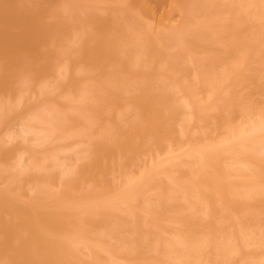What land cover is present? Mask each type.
Returning a JSON list of instances; mask_svg holds the SVG:
<instances>
[{"label": "bare ground", "instance_id": "bare-ground-1", "mask_svg": "<svg viewBox=\"0 0 264 264\" xmlns=\"http://www.w3.org/2000/svg\"><path fill=\"white\" fill-rule=\"evenodd\" d=\"M2 1L0 0V96L4 95L2 97L4 101L0 97V137L2 139L4 134H6L4 138L8 135V139H13L15 136L24 137V140L21 138L23 141L21 142L25 146L24 153L21 154H25L26 158H22L23 156L17 155L16 152L15 156L12 155L18 146L14 147L16 145L11 141L10 145H14H12L14 147L12 151L0 146V166H4L0 167L2 169L0 172H3H1L3 175L0 176L2 179L6 176L4 180L8 181L6 185L2 184L3 186L0 187V257L2 256L0 259L4 260L0 264H170V262L171 264H264V105L252 111L253 108L250 109L243 105L248 101H243V99V103L239 101L243 95L247 97L242 92L244 91L242 87L247 84L244 82L245 79L248 80L251 77L250 72H245L248 71V69H244L246 68L245 65H252L253 71L258 67L254 71L256 76L251 77L250 81L251 79L252 81L248 82V85L251 86V88L248 86V90L250 92L251 89V94L252 92L256 94V90L259 89L255 96L252 94V99L254 98L252 102L258 99V102L254 103L259 104L260 97L264 102V81L261 82L262 85L260 83L261 80H264V0H190L191 2L188 0L190 3L193 2L192 4L189 3L192 10L186 11L185 7H182L181 20L176 18L177 23L173 22L172 15L176 14V8L179 10L177 4L180 1L183 3L182 0H177L175 6L173 5L174 0H168V2L162 0L166 4L171 3L167 5L168 10L170 7L174 10L171 8V11L166 13L165 10L167 9L164 8L162 13L161 7L159 10V13H162L159 14L161 18L156 16V19L161 20L168 14V19L165 18L166 22L171 20V24H174L176 28L171 24L169 25V22L170 28L158 23L162 26L159 25V28L158 24L152 23L155 31H157V33L152 34L153 27L151 23L149 24L148 19V23L146 21L145 27L143 26L141 31L143 35L140 34L138 37L135 32L137 38L141 40L144 37L143 39L146 40L143 41L142 39L141 41L143 44L146 43L144 45H147V47L145 46L148 49L147 52L143 47L144 45L142 46V42L135 37L134 32L133 36L136 39L131 36L133 26L129 23L133 21L132 18L135 20L134 22H138V19L130 14V17H127L130 18L128 21L130 26L127 30L131 37L128 36L126 40H133L127 41L129 42L128 46L123 51L131 54V57H127L126 54V58L124 56L123 59L125 60L123 70L127 69L124 71L125 73L123 70L122 72L119 70L117 61H114L117 59L115 58L117 51L113 48V43H117V45L114 43L117 47L120 40L116 39L117 36L112 35V33L117 35V30H119L117 27L123 20V17L118 14L117 20L120 17L122 20L119 21V24L115 22L116 15L113 17V14L118 10L116 6L120 5L121 8V3H123L125 8L126 4L128 6V3L125 4L128 0H123V2L118 0L117 5L114 3L116 0H114L112 2L114 6L110 8L113 10L110 12L108 9L107 14L110 15L104 14L107 15L106 17L103 14L101 16L100 13L98 15V12L95 13L96 15L91 14V11L87 10L89 16L86 11L87 8H85V5H88V8L90 5L100 6L101 3L104 4V1L79 0L80 7L83 5L84 17H88L85 20L88 22L89 17H92L91 22H89L91 23L90 32L89 30H82L83 25L81 23L84 22L81 19L84 18L83 15L80 17L72 15L76 21V23H71L72 31L64 28L66 23L58 22L56 19L53 20L54 23L51 22L54 13H51L52 17H50V10L53 8L52 12L55 11V6L50 4V8L46 9L47 4H49L48 1L45 5L46 2L42 3L37 0L40 2L39 4L45 6H42V9L35 0V5L30 10L26 9L25 5L27 4L24 3H28L29 0L22 1L24 3L22 5L21 1L18 5L16 4V7L21 6V9L13 8L14 0L11 1L12 6L8 2L10 0H4L5 3H9L7 4L10 7ZM140 1L139 3L142 4ZM107 2L109 3L108 0ZM133 2L137 3L138 1ZM157 2L159 4L161 1L158 0ZM15 3H18L17 0ZM32 3L34 4V2ZM139 3L137 4L138 7L135 4L133 6L138 8V10L135 9V12L139 11L137 13L140 14V11L147 8L142 9L145 7L143 4L139 8ZM30 4H28L29 7ZM158 4L157 6H159ZM75 6L77 7V5ZM151 7L150 10L153 9V6ZM164 7L166 6L164 5ZM59 10L66 12L65 7H61ZM154 10H156L155 6ZM153 11L148 14L152 13L154 16ZM79 12H81L80 9ZM85 12L87 13L85 14ZM104 12H106L105 9ZM170 12H175V14ZM117 13L119 12L117 11ZM41 14H47V16L44 17ZM87 14L88 16H85ZM155 14L158 15L157 12ZM124 17L127 22L128 19L125 15ZM44 18L45 20H43ZM140 20V25H142V19ZM160 20L159 22H161ZM162 20L164 23V19ZM156 21L158 22V20ZM220 21H222V27L220 24L218 27ZM86 24H84L85 28H87ZM163 26L166 27V31H161ZM158 28L160 32L156 30ZM109 30L116 31L108 32ZM81 31L89 33L83 38ZM67 34H73L74 37H77L74 38L71 35L70 39L73 43L70 42ZM100 34L106 35H101L106 37V40L110 34L113 37H108L105 47L103 46L104 41L102 47L98 48V44H101L99 42L101 40ZM141 36L142 38H140ZM220 36L227 37V40L221 39ZM67 38L69 41H65ZM167 38H171L170 43L173 40L176 42L177 39L178 42L184 43L183 48L190 50L188 52L190 56L188 53H183L179 47L174 52L176 47L174 46L173 49H169L172 51L171 53H174L169 61L170 52L166 51L170 55L166 53L165 57L163 56L165 50L162 49L164 48L163 40H167ZM217 39L219 40L217 41ZM89 40L91 45L92 42H95L93 47H89V43L86 45ZM135 41H140L138 44L140 46L135 45L133 47L132 44ZM227 41L231 42L225 45ZM63 42L65 44L70 42L71 45L67 44L68 47L70 46L69 50L64 47L66 45ZM51 43H53L52 46ZM154 43L160 45L156 46ZM180 43L178 46L181 45ZM212 45L216 46L212 47ZM217 45H219L218 49L222 50L218 52L219 55L216 53ZM141 46L143 47L142 50L140 49ZM158 46H160L159 49H162V56L165 58L160 55L161 51L157 48ZM225 46L227 47L225 48ZM123 47L125 46L123 45ZM129 47L133 54L130 53ZM169 47L171 46L169 45ZM224 48L225 50H223ZM197 49L204 52L199 50L198 55L197 53L194 54L193 50ZM133 55H136L137 58H134ZM159 55L163 60L159 59ZM181 55H183L182 58ZM139 56L142 59L145 58L147 64L144 63V59L139 62ZM250 56L254 57L250 62L251 64L248 62L251 60L249 59ZM129 57L134 60L129 59L132 64L128 60ZM150 57H153L151 62ZM154 58H157L155 63ZM184 58H187L186 62H184L186 60ZM198 58H200V62L204 63L203 67L202 64L196 63L199 62ZM105 59L109 63L112 60V63L107 62L108 65L105 64L104 66ZM126 59L130 64L126 63ZM158 59L161 60L160 65ZM176 60L180 61L181 66L185 64V68L192 70L193 76L192 74L188 75L187 72V78L183 72L184 77L179 76L183 69H177L179 63ZM188 60L195 63H188ZM136 61L139 62L140 67H136L138 64ZM220 61L222 66L218 64ZM68 62L75 67L76 70L72 67V70H75L74 74L80 73L79 75L86 76V82L77 84L79 82L71 78L74 75L70 76L71 80L66 78L64 73L67 72ZM152 62L155 67L150 66ZM190 63L191 66H189ZM126 64L130 66H128L130 70L125 67ZM144 64L148 67L144 68ZM155 64L161 66V71L159 66ZM80 65L83 66V69ZM164 66H166L167 72L162 70ZM78 67H80L81 72L78 71ZM87 67L90 68L89 71H87ZM114 67L115 70L112 69ZM204 67L205 71L203 70ZM91 68H97L99 76L94 74L93 71L96 72V70L91 72ZM109 68L111 69L109 70ZM108 71L110 77L107 79ZM114 71H116L115 74L123 73L125 78L122 76L121 79L119 77L121 74L115 78ZM175 71H179L178 74ZM83 72L84 74H82ZM86 72H91V74ZM164 74L168 76H164ZM19 75L23 76H21L22 79ZM111 75L114 78H111ZM154 75L160 78H158V82L163 78L167 84H169L170 79V81L174 80L173 85L170 84L171 87L166 85L164 80L159 84L161 86H158L159 90L163 89L165 95L164 93L160 94L162 91L158 90L156 91L160 93L151 92L142 83L141 80L144 79H139L142 77L150 81ZM201 76L203 79L205 78L204 80L201 79L202 85L198 84L197 81L196 83L193 82L195 86L190 84L192 78L195 77L199 81ZM188 77L189 83L187 82ZM16 78L20 79V81L17 79V84ZM46 78L48 80L55 78V90H53V85H50L52 92L46 86L49 84L48 80L46 82L43 80ZM163 82L166 87H164ZM12 83L17 85V89ZM237 83L241 86L243 83L241 91L237 89L240 88ZM21 84H24L23 87ZM43 84L47 87L46 90L42 88ZM221 84H224L225 87L223 91L220 90V87H223ZM253 84H255L256 90L253 89ZM35 85L39 88L37 94L33 90ZM20 86L21 88H18ZM11 87H13L12 91L10 90ZM168 87L178 89V94L175 90L173 91L174 98L172 100L174 101L175 96H177L175 102L171 101L170 103L169 101L170 91L166 93L164 89ZM234 87L235 91L237 90L236 94L241 96L242 93L241 98L235 99L236 97L232 96ZM66 88L68 90H65ZM195 88L199 90L203 88V92L198 91L196 93ZM261 88L262 91L260 92ZM2 92L8 93L9 100L5 94H1ZM32 92H34V96ZM239 92L241 93L239 94ZM24 93L28 101L25 99ZM49 93L52 95L51 97ZM198 93L203 96L205 93V97H202L203 100L198 97ZM10 94L12 95L10 96ZM178 95H181L180 97L183 99L179 100ZM57 98L58 101L60 98L61 106L60 104L58 106ZM5 100L8 101L5 102ZM50 100L53 102L46 104ZM177 100L180 102L178 101V103ZM235 103L237 108L238 106L239 108L245 107L238 111L236 108L234 109L237 112H233L237 114H235L236 117L231 114V110L229 113L226 112V109L229 110V108L225 109L226 105L234 106ZM46 105L51 106L49 108ZM211 107H213L212 112L217 111L219 113L216 115H220L221 112L214 108H222V114H225L224 118L221 116L222 114L219 116L222 123L219 122V117L216 118L219 119L216 122L213 120V116L211 118V115L210 118L213 121H210L209 110L207 109ZM179 109L186 111H183L184 115H181ZM211 111L210 113H212ZM185 114H188V117ZM178 116H181L180 119ZM232 117L235 119L242 117L241 123H237V125L232 122L231 124L230 119ZM234 123L236 126L233 125ZM13 124L14 126H12ZM224 124L228 128L225 127L226 131L223 130L225 133L222 136L218 129L220 130ZM9 125L12 128L17 127V131L13 129L14 132H12ZM5 129H11L9 134L4 133ZM202 129L207 130L203 131ZM210 129H213V133H215L213 136H211ZM27 137L28 140H26ZM7 141L9 143V140ZM22 143L20 144L23 145ZM74 144L75 148H71ZM178 144L184 145L180 152L177 150L179 156L172 153L174 149L180 148ZM171 145L176 148L173 147L172 150ZM34 148L36 151L38 148L41 149H38L39 152L35 151L38 154L42 155L41 152H44L42 156L39 154L40 159L39 157L36 158L35 152L32 154ZM145 151L153 152L155 158L153 159L152 153ZM142 152L146 154H141ZM139 154L140 156H138ZM10 155L15 159L17 156L20 157L17 158V160L20 159L19 162L14 160V163L18 162V165L11 162L13 159ZM141 155L143 159H146L147 156L151 159H147L146 162L148 161V163L145 164L144 162V166L141 164L143 168L136 167L140 169L138 172L132 173L134 169L132 171V168L129 169V167L133 166V162L138 163L142 160L137 161L138 159H136ZM38 159L40 161L36 163ZM6 165H12L11 167L15 169V166H19V170L14 173L15 170L10 167L6 168ZM48 166L50 171L47 174L44 172L43 176L45 177L43 179V176L39 175V171L41 169L46 171L47 168L44 167ZM134 166L137 165L134 164ZM3 168L5 169L3 170ZM7 170L11 171L9 173L15 177L17 175V178L21 176L22 178L19 177L21 180L24 177V183L20 179L15 180L13 175H8ZM4 172L9 176V180H7L8 176ZM125 172L128 176H125ZM113 174L119 176L116 180L117 183L112 179ZM11 177L16 181V184L23 183L20 186H23L24 190L30 188V196L27 195L30 197L29 200L23 196V199L22 197L20 199L22 192H20L21 194L11 192L13 189ZM27 181L29 182L28 185L25 184ZM0 182L2 183V180ZM31 182L32 185L29 187ZM24 194L26 195V193ZM124 234H126L125 238H123ZM247 248H253L252 253L249 250L250 255L246 253Z\"/></svg>", "mask_w": 264, "mask_h": 264}, {"label": "rangeland", "instance_id": "rangeland-1", "mask_svg": "<svg viewBox=\"0 0 264 264\" xmlns=\"http://www.w3.org/2000/svg\"><path fill=\"white\" fill-rule=\"evenodd\" d=\"M1 1H2V0H1ZM3 1H4V0H3ZM3 1H2V2H3ZM5 1H8V0H5ZM5 1H4V3H5ZM11 1H13V0L8 1V2H10V6H12ZM14 1L16 2V0H14ZM20 1H21V5L24 4V3L27 4V5H25V6H26V9H29V10L33 8V5H35V0H31V1L29 0L31 4L29 3V1H28V3L24 2V1H26V0H17L18 3L13 2V5L15 4L14 7H13L14 9H17V8H20V9H21V6H20V7H16V6L19 4ZM22 1H23L24 3H22ZM36 1H37V0H36ZM40 1H41L42 3L48 1L49 4H47V2L44 3L45 5L47 4L46 9L50 8V4H52L53 7L55 6V7H54L55 11L52 12L53 8H52V10H50V15H51L50 17H52V14H53V13H54L53 15L55 16V17H54V16L52 17L51 22H53V20L56 19L58 22L66 23L67 25L64 24V26H65L64 28H68V29H70L71 31H72L71 23H72V22H73V23H74V22L76 23V21H74V20H75L74 17H75V16L80 17V15H83V17H84V13L82 12V11H83V5H82V7H80L79 0H65V1H64V0H44V1H43V0H40ZM74 1H75V2H74ZM80 1H81V0H80ZM87 1H88V0H87ZM100 1H104V4L101 3L100 6L98 5L99 7H98V6H97V7L95 6L98 10H97L93 5H90L89 8H88V5H87V6L85 5V8H87L86 11H87V10L91 11V12H90L91 14H93V13L95 14V13L98 12V15L101 14V16H102V14H103V16H105L104 14H107L108 9L113 8L114 4H113L112 2H113L114 0H111V1L108 0L109 3L107 2V0H100ZM133 1H136V2L138 1V2L135 3V2H133ZM143 1H145V0H141V1H140L143 5H145V7H142V9H144V8H147V9H145L146 11H145V10L140 11V14L137 13V12H139V11H136V12H135V9H136V8L133 6L134 4H135V6H137V4L139 3V0H128L127 2L124 1L125 4L128 3V6H127V4H126V5L124 4L126 10H125V8H124L123 5H122L123 3H121V6H122V7H121L122 10H121L120 5L116 6L117 3H118V0H116V2H114V3H116L115 6L118 7V10H116V12H114L115 14H113V17H114V15H116V16H115V17H116V19H115L116 21H115V22H117V23L119 24V21L122 20L121 17H123V20H124V21L122 20V21L120 22L121 24H119V26L117 25V26H118L117 29H119V30H117V35H116V33H112V35L117 36L116 39L120 40L119 45H118L117 47H120L121 49L115 47V44L117 45V43H115V42H114L115 44L113 43V45H114L113 48H115V50L117 51V52L114 51V52H116V56H117V57H115V58H117V59H115V60L113 59V60H114V61H117L116 64H117L118 67H120L119 70H121V72H122V70H123V68H124V65H125V64H124V61H125V60H123V59H124V56H125L127 53H129V52H126V53H125V52H123V51H125L126 46H128V43H129V42H127V41H129V40L132 41V40H133V39H132V40H131V39L126 40V39H128L127 37L129 36L127 28L129 29V26H130V25H128V23H129L128 21H129L130 18L128 19L127 17H130V14L133 15L132 17H135L136 19H138V22H134L135 20H134L133 18H132L133 21L130 20V21H132V22H130L129 24H132L131 26H133V31L131 30V33H132L131 36H132V37H134V36H133V32H134V33L136 32V33L138 34V37L140 36V34L143 35V33H141V31H142V28L145 27L144 25L146 24V21H147V23H148V19H149V24H150V23H151V24H152V23H153V24L156 23L155 25H157L158 23H160L161 25L168 26V28H170L169 25L172 23V21H171L170 18H169L170 21L167 20V21L169 22V25H168V22H166V20H165V18L167 17L168 14H167L166 17H165V16H164L165 13L163 14L164 18H162V19H164V23H163V20H162V19H161V20H160V19H156V16H157V17L159 16V14H160L159 12H160V11H162V13L164 12V11H163L164 8L167 9V10L164 9L166 13H168L169 11H171V8H172V7L169 6V7H170V8H169L170 10H168V8H167V5L171 4V3L166 4V2H168V0H167V1L165 0L166 2L160 0V1H161V2H160L161 4H162V2H164L163 5H160V3L158 4V2H157L158 0L156 1V4H155V0H153L152 2H151V0H149V1L146 0V1H145L146 4H145V2L143 3ZM174 1H175V3H174V4L172 3V4L175 6L177 0H174ZM189 1H190V0H189ZM189 1H188V0H182L183 3H181V1H180V2L177 4L178 7H179V10H177V8H176V14H177V15L175 14V12H172V13L175 14V15H172L173 18L171 17L174 23H175V22L177 23V19H176V18H178V20H179V18H180V13L182 12V9H181L182 7H183V8L185 7V10H186V11H187V10H190V11L192 10L190 4H192L193 2L190 3L191 1H190V2H189ZM8 2H7V3H8ZM32 2H34V4H33ZM56 2H57V3H56ZM84 2H85V1H84ZM88 2H89V1H88ZM95 2H96V1H95ZM121 2H123V0H122ZM147 2H148L149 4H148ZM7 3H5V4H7ZM39 3H40V2L37 1L36 4H38L39 6H41V8L43 9L42 6H44V5H43V4L41 5V4H39ZM75 3H76V4H75ZM110 3H112L113 5L110 4ZM119 3H120V2H119ZM189 3H190V4H189ZM8 4H9V3H8ZM8 4H7V5H8ZM16 4H17V5H16ZM28 4H30V7H31V5H32V7L30 8V7L28 6ZM60 4H61V6H59ZM62 4H63V5H62ZM78 4H79V5H78ZM86 4H88V3H86ZM97 4H99V3L97 2ZM142 4L139 3V5H140L139 8H141ZM157 4H158L160 7L157 6ZM68 5H69V6H68ZM75 5H77V7H76ZM95 5H96V4H95ZM110 5H112V6H110ZM149 5H150V6H149ZM164 5H165L166 7H164ZM173 5H171V6H173ZM177 5H176V6H177ZM183 5H184V6H183ZM8 6H9V5H8ZM10 6H9V7H10ZM25 6H23V7L25 8ZM36 6H37V5H36ZM36 6H35V7H36ZM126 6H127V7H126ZM146 6H148V7H146ZM151 6H153V9L150 10V7H151ZM154 6H155V9H156V10H154ZM6 7H7V6H6ZM15 7H16V8H15ZM23 7H22V9H24ZM44 7H45V6H44ZM61 7H65V8H66V12H65V10H63V11L61 10V11H60L59 9H60ZM67 7H68V9H67ZM78 7H79V8H78ZM116 7H115V8H116ZM137 7H138V6H137ZM161 7H162V8H161ZM11 8H12V7H11ZM37 8H40V7H37ZM41 8H40V9H41ZM58 8H59V9H58ZM91 8H92V9L94 8L95 10H94V9L92 10ZM151 8H152V7H151ZM157 8H158V9H157ZM160 8H161L162 10H160ZM44 9H45V8H44ZM79 9L81 10V12H79ZM100 9L103 10V11H101ZM104 9L106 10V12H104ZM142 9H141V10H142ZM148 9H149L150 11H149ZM172 9H173V8H172ZM96 10H97V11H96ZM112 10H113V9H112ZM112 10L110 9V12H111ZM120 10H121V11H120ZM123 10H124V12H122ZM127 10H128V11H127ZM136 10H138V8H137ZM153 10H154V11H153ZM159 10H160V11H159ZM173 10H174V9H173ZM173 10H172V11H173ZM42 11H43V10H42ZM46 11H47V10H46ZM77 11H78V12H77ZM84 11H85V10H84ZM93 11H94V12H93ZM99 11H100V12H99ZM117 11H118L119 13H117ZM152 11H153V13H154V16H153L152 13H151V14H148V13H150V12H152ZM43 12H45V10H44ZM87 12H88V11H87ZM87 12H85V14H86ZM102 12H103V13H102ZM128 12H129V15H128ZM156 12L158 13V15L155 14ZM51 13H52V14H51ZM67 13H68V14H67ZM99 13H100V14H99ZM122 13H123V15H122ZM141 13H142V14H141ZM145 13H146V14H145ZM162 13H161V14H162ZM170 13H171V12H170ZM170 13H169V15H170ZM172 13H171V14H172ZM42 14H43V13H42ZM42 14H41V16H44V17H45V16H47L48 12H47L46 15H42ZM44 14H45V13H44ZM88 14H89V12H88ZM88 14L85 15V16H88ZM111 14H112V13H111ZM118 14L121 16L119 20H117V18H119V16L117 17ZM161 14H160V15H161ZM48 15H49V14H48ZM72 15H73L74 17H73ZM95 15H96V14H95ZM95 15H94V16H95ZM107 15L109 16L110 14H107ZM107 15H106V16H107ZM124 15H125L126 18L128 19L127 22H126V19H125ZM127 15H128V16H127ZM150 15H152V16H150ZM89 16H90V14H89ZM91 16H92V15H91ZM106 16H105V17H106ZM110 17H111V16H110ZM138 17H140V18H138ZM141 17H142V18H141ZM154 17H155V19H154ZM40 18H41V17H40ZM48 18H49V16H48ZM81 18H82V17H81ZM86 18L88 19V17H86ZM86 18H85V17L82 18V19H84V20L81 19V21L84 22V23H81V24L83 25V29H82V28H81V29H82V30H87V31L89 30V32H90V31H91V29H90V28H91V25H90L91 23H89V22H91L92 17H89L90 20H89L88 22H87V20H85ZM108 18H109V17H108ZM158 18H161V16H159ZM109 19H110V18H109ZM113 19H114V18H113ZM113 19H111V20H113ZM140 19H142V25H140V22H141ZM166 19H168V17H167ZM43 20H45V18H44ZM60 20H61V21H60ZM76 20H77V18H76ZM79 20H80V19H79ZM150 20H151L152 22H151ZM156 20H158V22H157ZM159 20H160L161 22H159ZM175 20H176V21H175ZM180 20H181V18H180ZM144 21H145V23H143ZM44 22H45V21H44ZM46 22H47V19H46ZM113 22H114V21H113ZM124 22H125V23H124ZM53 23H54V22H53ZM55 23H56V22H55ZM77 23H78V22H77ZM86 23H87L88 25H87ZM117 23H116V24H117ZM138 23H139V24H138ZM81 24H80V25H81ZM84 24H86V27H87V28H85ZM153 24L151 25V26L153 27V28H152V29H153L152 31L154 32V33L152 32V34H155V33H157V31H155V29H154V25H153ZM160 24H158L157 26H159ZM166 24H167V25H166ZM219 24H220V26L222 27V21H220V22L218 23V27H219ZM68 25H70L71 27H70V26L68 27ZM72 25H73V24H72ZM82 25H81V27H82ZM120 25H121V26H120ZM136 25H137L138 27H135ZM147 25H148V24H147ZM161 25H160V26H161ZM171 25H172V24H171ZM66 26H67V27H66ZM75 26H76V25H75ZM75 26H74V27H75ZM141 26H142V27H141ZM143 26H144V27H143ZM148 26H149V25H148ZM160 26H159V28H160ZM165 26H163L164 28H161V31H166V30H165V29H166ZM172 26L174 27V24H173ZM172 26H171L172 29L176 28V27L173 28ZM89 27H90V28H89ZM119 27H120V28H119ZM161 27H162V26H161ZM254 27H255V26H254ZM75 28H76V27H75ZM77 28H78V26H77ZM84 28H85V29H84ZM88 28H89V29H88ZM159 28L156 29V30H158V31L160 32ZM198 28L200 29V27H198ZM68 29H67V30H68ZM130 29H132V28L130 27ZM149 29H150V26H149ZM172 29H170V31L173 32ZM177 29H179V27H177ZM77 30H78V29H77ZM77 30H76V31H77ZM138 30H139V31H138ZM147 30H148V28H147ZM147 30L145 29L146 33H147ZM200 30H201V29H200ZM74 31H75V29H74ZM111 31H114V32H115L116 30H109L108 32H111ZM123 31H124V32H123ZM126 31H127V32H126ZM143 31H144V29H143ZM148 31H150V30H148ZM167 31H168V30H167ZM175 31H176V29H175ZM178 31H179V30H178ZM78 32H79V31H78ZM81 32H82L81 34H82V37H83V38H84V36L87 35V33H89V32H85V31H81ZM119 32H120V33H119ZM168 32H169V31H168ZM65 33H66V32H65ZM73 33H74V32H73ZM85 33H86V34H85ZM118 33H119L121 36H120ZM136 33H135V34H136ZM150 33H151V32H150ZM175 33H177V32H175ZM79 34H80V33H79ZM81 34H80V35H81ZM105 34H106V33H105ZM126 34H128V35H126ZM135 34H134V35H135ZM137 34H136V36H135L136 38H137ZM144 34H145V33H144ZM65 35H66V34H65ZM67 35H68V34H67ZM69 35H70V36H69ZM69 35H68V38H69V39L71 38V35L74 37L73 34H69ZM101 35H104V34H100V35H99V37H101V40L99 41L101 44H98V45H99V46L101 45V46H100V47L98 46V48H101V47H102V43H103L104 41H105V43L103 44V46L105 47V46H106L105 44H106V42H107V40H108V37L111 36V34H110L109 36H107V40H106V37H104V36H106V35L103 36L104 38H103ZM107 35H108V33H107ZM149 35H151V34H149ZM202 35H203V34H202ZM76 36H77V35H76ZM119 36H120V37H119ZM131 36H129V37H131ZM203 36H204V40H205V33H204ZM222 36H223V35H222ZM66 37H67V36H66ZM66 37H65V38H66ZM78 37H79V36H78ZM111 37H113V36H111ZM111 37H110V38H111ZM135 37H134V38H135ZM145 37H146V36H145ZM220 37H221V36H220ZM220 37H219V38H220ZM225 37H226V36H225ZM68 38L65 39V41L68 40ZM74 38H77V37H74ZM79 38H81V37H79ZM110 38H109V39H110ZM122 38H123V39H122ZM136 38H135V39H136ZM140 38H142V36H141ZM143 38H144V37H143ZM143 38H142V39H143ZM202 38H203V37H202ZM222 38L227 40V37H226V38L221 37V39H222ZM228 38H229V37H228ZM135 39H134V40H135ZM137 39H139V38H137ZM142 39H141V40H142ZM230 39H232V38H230ZM230 39H229V40H230ZM263 39H264V38H263ZM71 40H72V39H70V42H72ZM112 40H115V39H112ZM139 40H140V39H139ZM141 40H140V41H141ZM170 40H171V38H169V39L167 38V40H163L164 48H162V49L165 50V52L163 53V54H164L163 56L166 57L165 54L167 53L166 51H168V53L170 52V54H171V56H169V58L172 57V56L174 55V53H171L172 51H169V49L172 48V47L174 48V46H176V47L174 48V52H176V51L178 50V47H179L180 49H182L183 53H186V54H187L188 52H190V50H186L185 48H183V47L185 46V44L182 43V42L180 43V41L178 42V41H177L178 39L175 40V41L178 42V43H180V44H181L180 46H178V43L176 44V42H174V40L170 43V42H169ZM206 40H207V39H206ZM218 40H219V39H217V41H218ZM48 41H49V40H48ZM65 41H64V42H65ZM68 41H69V40H68ZM109 41H110V40H109ZM140 41H139V42H140ZM143 41H146V40L143 39ZM147 41H148V40H147ZM217 41H216V43H217ZM49 42H51V41H49ZM52 42H53V41H52ZM64 42H63V43H64ZM70 42H68L67 44H68V45H71V44H69ZM89 42H90V40L87 41L86 45H87ZM99 42H98V43H99ZM110 42H111V41H110ZM117 42H118V41H117ZM139 42H136V41L133 42V44H132L133 47H135V45L140 46V45H138ZM141 42H142V41H141ZM173 42H174V43H173ZM220 42H221V41H220ZM222 42H223V40H222ZM230 42H231V41H229V42L227 41V43H225V45H227V44L230 43ZM72 43H73V42H72ZM93 43H95V42H92V45H93ZM126 43H127V44H126ZM156 43H157V42H156ZM159 43H160V42H159ZM159 43H158V44H159ZM211 43L216 44L215 42H211ZM52 44H53V43H51V46H52ZM64 44H65V43H64ZM64 44H63V46H64ZM67 44H65L66 46H64V47H65V48H68L67 50H69V49H70V46L68 47ZM140 44H141V43H140ZM144 44H146V43L144 42ZM144 44H143V42H142V46H143ZM147 44H148V42H147ZM154 44H155V43H154ZM158 44H157V45H158ZM172 44H173V46H172ZM219 44H221V43H219ZM92 45H91V43H89L88 46H89V47H93ZM110 45H112V44H110ZM123 45H124L125 47H123ZM155 45H156V44H155ZM157 45H156V46H157ZM159 45H160V44H159ZM169 45H170L171 47H169ZM49 46H50V45H49ZM137 46H136V48H137ZM142 46L140 47V49L143 48V47H145V46L147 47V45H144L143 47H142ZM161 46H162V44H161ZM213 46H216V45H212V47H213ZM218 46H219V45H217V47H216L217 49L214 48V49H216L217 52H216L215 50H214V51H215L217 54H218V52L222 51L221 49H218ZM222 46L224 47V45H222ZM43 47H44V46H43ZM45 47H46V46H45ZM47 47H48V46H47ZM47 47H46V48H47ZM53 47H54V46H53ZM64 47H62V48H64ZM74 47H75V46H74ZM74 47H72V48H74ZM109 47H110V46H109ZM146 47H145V49H146V52H147L148 49H147ZM154 47H155V46H154ZM226 47H227V46H225V48H226ZM50 48H51V47H50ZM124 48H125V49H124ZM136 48H135V49H136ZM138 48H139V47H138ZM155 48H156V47H155ZM157 48L159 49L160 46H158ZM173 48H172V49H173ZM225 48H224L223 50H225ZM74 49H75V48H74ZM117 49H119V50H117ZM122 49H123V50H122ZM145 49H143V51H145ZM162 49H159V50L161 51V53H160L161 56H162V52H163ZM176 49H177V50H176ZM210 49H213V48L210 47ZM71 50H73V49H71ZM127 50H128V47H127ZM127 50H126V51H127ZM133 50H134V48H133ZM137 50H138V49H137ZM137 50H136V51H137ZM141 50H142V49H141ZM141 50H140V51H141ZM199 50H200V49L193 50V51H194V54L197 53V55H198ZM218 50H219V51H218ZM64 51H65V50H64ZM129 51H130V53H132L130 47H129ZM136 51H135V53H137ZM186 51H187V52H186ZM195 51H197V52H195ZM200 51H203V50H200ZM205 51H206V50H205ZM138 52H139V50H138ZM203 52H204V51H203ZM206 52H207V51H206ZM232 52L234 53V51H232ZM120 53H121V54H120ZM135 53H134V54H135ZM168 53H167V55H170V54H168ZM181 53H182V52H181ZM207 53H210V52L208 51ZM211 53H212V52H211ZM235 53H236V52H235ZM132 54H133V53H132ZM172 54H173V55H172ZM186 54H185V55L183 54V55L186 56ZM202 54H203V53H202ZM220 54H222V53H220ZM121 55H122V56H121ZM160 55H159V57H160L159 59L163 60V59H162L163 56L161 57ZM183 55H181V58H182ZM188 55L190 56L189 53H188ZM188 55H187V56H188ZM207 55H208V54H207ZM218 55H219V54H218ZM126 56H127V57H128V56L131 57V54H127ZM126 56H125V58H126ZM145 56H146V55H145ZM145 56H144V57H145ZM193 56H194V55H193ZM200 56H201V54H200ZM220 56H221V55H220ZM130 57L128 58V60H129V59L133 60V59L130 58ZM133 57H134V58H137L136 55H133ZM147 57H148V56H147ZM165 57H163V58H165ZM194 57H195V56H194ZM203 57H204V56H203ZM205 57H206V53H205ZM252 57H253V56H250V57H249V59H251L250 61H248L249 64H251L250 62L254 59V57H253V58H252ZM150 58H151V57H150ZM157 58H158V57H157ZM157 58H154V63H155V61H156ZM65 59H66V58H65ZM138 59H139V60H138L139 62H140V60H143V59H144V60H145L144 63H146V59H145V58L142 59V58L139 56ZM148 59H149V58H148ZM159 59H158L157 61L159 62V65H160V61H161V60L159 61ZM184 59H186V60H184V62H186V61H187V58H184ZM189 59L191 60V58H189ZM192 59H193V57H192ZM202 59H206V58H202ZM202 59H201V61H202ZM255 59H256V58H255ZM263 59H264V58H263ZM263 59H262V61H263ZM149 60H150V59H149ZM152 60H153V57L151 58L150 62H151ZM170 60H171V58L169 59V61H170ZM196 60H197V58H196ZM199 60H200V58H198V61H199ZM222 60H223V59H222ZM222 60H221V61H222ZM66 61H67V60H66ZM105 61H106V59H105ZM129 61H130V60H129ZM133 61H134V60H133ZM138 61H136V63H137ZM169 61H168V62H169ZM176 61H177V60H176ZM181 61H182V59H181ZM193 61H194V60H193ZM221 61L218 62V64L222 66V65H223V64H222L223 61H222V62H221ZM229 61H230V60H229ZM255 61H256V60H255ZM257 61H258V60H257ZM107 62H108V61H106V63H105V62L103 63L104 66H105V64L108 65L109 62H108V63H107ZM127 62H128V61H127V59H126V63H127ZM139 62H138V64H137L136 67H138V66L140 67V66H141V65H139ZM141 62L143 63V61H141ZM168 62H167V63H168ZM179 62H180V61H177V63H179ZM182 62H183V61H182ZM189 62H192V61H189V60H188V63H189ZM68 63H69V62H68ZM110 63H112V60H110ZM110 63H109V64H110ZM130 63L132 64L131 61H130ZM130 63L128 62V64H130ZM142 63H140V64H142ZM152 63H153V62H152ZM152 63H150V66H154V63H153V65H152ZM156 63H157V62H156ZM167 63H165V64H167ZM194 63H195V62H194ZM194 63L192 62V64H194ZM196 63H200V64H202V67L204 66V65H203L204 63H203V62H200V61H199V62H196ZM205 63H206V62H205ZM246 63H247V62H246ZM246 63H245V64H246ZM254 63H255V62H254ZM254 63H253V65H254ZM258 63H259V61H258ZM65 64H66V63H65ZM101 64H102V63H101ZM146 64H147V63H146ZM162 64H163V61H162ZM179 64H180V66H179ZM179 64H178V68H177V69H179V70L183 69V70L181 71V74H180L179 76L182 75V72H183V75L185 74L184 76H186V72L188 73V75H189V74H192V76H193V73H194V72L192 73V70H189L188 68H185V67H184L185 64L183 65V63H182L183 66H181V63H179ZM255 64H257V63H255ZM113 65H114V64H113ZM126 65H127V64H126ZM142 65H143V64H142ZM144 65H145V64H144ZM155 65H156V64H155ZM159 65H156V66H159ZM206 65H207V64H206ZM257 65H259V64H257ZM66 66H67V65H66ZM81 66H82V65H80V67H81ZM117 66H116V67H117ZM128 66H129V65H127V66H125V67H128ZM162 66H163V65H162ZM189 66H191V63L189 64ZM248 66H249L250 69L247 68ZM68 67H70V68H68ZM72 67H74V66H71V64L69 63L68 66H67V72L64 73L65 76H66V78L68 77L70 80H71V78H72V80H74V81L77 80V82H79V83H77V84H83L84 82H86V80H87V79H85L86 76L83 77V76L79 75L80 73H79V74H74L73 72H74L76 69H75V67H74L75 70H72ZM80 67H78V68H79V70H78L79 72H81ZM108 67H109V66H108ZM111 67H112V66H111ZM121 67H122V68H121ZM129 67H130V66H129ZM129 67H128V70H130ZM145 67H148V65H147V66L145 65L144 68H145ZM154 67H155V66H154ZM160 67H161V66H159V69H160V71H161V68H160ZM165 67H166V66L162 67V68H163L162 70H164L165 72H167V70H165V69H167V68H165ZM205 67H207V66H205ZM205 67L203 68V70L205 69ZM245 67H246V68H244L245 70L248 69V71H245V72H246V73H247V72H248V73L250 72V73H249L250 76H251L252 78H254V77L256 76L254 71L257 69L258 66H257V67L255 66V67H256V68L254 67L255 69L253 68L254 71L252 70V67H253L252 65H251V66H250V65H247V66L245 65ZM65 68H66V67H65ZM85 68H86V67H85ZM131 68H133V67H131ZM157 68H158V67H157ZM190 68H191V67H190ZM192 68H193V67H192ZM82 69H83V66H82ZM87 69H88L87 71L90 70V68H88V67H87ZM91 69H92L91 72H92L93 70H96V72H95V71H93V72H94V74H95V73L97 74V72H98V69H97V68H91ZM110 69H111V68H109V70H110ZM112 69L115 70V67L112 68ZM141 69H143V68L141 67ZM177 69H176V70H177ZM193 69H194V68H193ZM104 70H105V69H104ZM107 70H108V68H107ZM116 70H117V69H116ZM119 70H118V71H119ZM125 70H127V69L125 68ZM125 70H123V72H124ZM201 70H202V69H201ZM250 70H252V71H250ZM82 71H85V70H82ZM102 71H103V70H102ZM168 71H169V70H168ZM170 71H172V70H170ZM193 71H194V70H193ZM204 71H205V70H204ZM91 72H90V73L86 72V73L91 74ZM121 72H120V73L117 72V73L120 75ZM127 72H128V71H127ZM127 72H126V74H127ZM172 72H173V71H172ZM175 72H177V71H175ZM178 72H179V71H178ZM178 72H177V74H178ZM202 72H203V71H202ZM253 72H254V73H253ZM86 73H85V75H86ZM103 73H104V72H103ZM109 73H110V72L108 71V76H107V77L105 76L107 79H108V77H110V76H109V75H110ZM115 73H116V71H114V74H115ZM124 73H125V72H124ZM82 74H84V72H83ZM88 74H87V75H88ZM100 74H101V73H100ZM111 74H112V73H111ZM114 74H113V75H114ZM118 74H115V78H116V76H118ZM122 74H123V73H122ZM122 74H121V76H119L120 78L123 76ZM256 74H257V73H256ZM22 75H25V74L22 73ZM22 75H19V77H20L21 79H22V77H23ZM27 75H28V74H27ZM67 75H68V76H67ZM73 75H74V76H73ZM106 75H107V74H106ZM113 75H111V76H112L111 78H114ZM127 75H128V74H127ZM127 75H125V76L127 77ZM165 75H167V74H164V76H165ZM183 75H182V77H184ZM194 75H195V74H194ZM21 76H22V77H21ZM25 76H26V75H25ZM70 76H73V77L70 78ZM78 76H79V77H78ZM91 76H92V75H91ZM97 76H99V74H97ZM97 76L94 75V77H96V78H97ZM130 76H131V75H130ZM167 76H168V75H167ZM192 76H191V77H192ZM198 76H199V75H198ZM203 76H204V75H203ZM253 76H254V77H253ZM29 77H30V76H29ZM54 77H55V76H54ZM76 77H77V78H76ZM100 77H101V76H100ZM105 77H104V78H105ZM123 77H124V76H123ZM123 77H122V78H123ZM160 77H161V76H160ZM169 77H170V76H169ZM182 77H181V78H182ZM195 77H196V76H195ZM195 77H194V79L192 78V80H191L192 82H190V84H193V85L195 86L194 83H196V81H197V83L199 82L198 84H201V85H202V81H201V79H203L202 76H201V78H199V81L196 80ZM204 77H205V76H204ZM251 77H249L248 80L245 79L244 82L247 83V84H244V87H245V88L242 87V86H243V83H242V86H241L239 83H237V84L240 85V88H237V89L241 91V87H242V88H243L242 90H244V91H242V92L245 93V95H246L248 98L245 97L244 95H243V96H244V97H243L241 92H239V94L241 93L242 98H241L240 95L236 94V93H237V90L235 91V87L238 86L237 84H236L237 86L234 85V86H235L234 89H233V90H234V94H233L232 96H233V97L235 96V97H236L235 99H239V98H241V100H239V101H242V99H243V101H248L247 103H243V101H242L243 105H244V106H248L250 109L253 108L252 111H254L257 107H259V106H263V105H264V102H263V99H262L261 97H260V102H259L260 105L254 103V102H256L258 99H257L256 101L252 102V101L254 100V98L252 99V94L255 96V95L257 94V91H258L259 89L256 90V89L254 88V87H255V84H253L252 86H253V89L256 90V94H254V92H252V94H251V89H250V92H249V90H248V89H249L248 86H250V85H248V82L250 81V78H251ZM25 78H26V77H25ZM52 78H53V77H52ZM68 78H67V79H68ZM74 78H75V79H74ZM87 78H88V77H87ZM90 78H91V77H90ZM101 78H102V77H101ZM111 78H109V79H111ZM122 78H121V79H122ZM124 78H125V77H124ZM127 78L129 79V77H127ZM131 78H132V76H131ZM131 78H130V79H131ZM134 78L136 79L135 76H134ZM137 78H139V77H137ZM158 78H159V77H156V76L154 75L153 79L150 80V81H148V80H146L145 78H142V77H140L139 79H140V80H141V79H144V80H141V81H142V83L148 88V90H150L151 92H154V93H160L163 89L161 88L162 90H161V91L159 90V87H161V86H159V84L161 83L162 80L165 81V78L161 79L160 82H158V81H159ZM167 78H168V77H167ZM170 78H171V77H170ZM170 78H169V79H170ZM173 78L175 79V77H173ZM173 78H172V80H173ZM186 78H187V76H186ZM17 79H19V78H16V80H15L16 84H17ZM50 79H51V78H50ZM139 79H137V81H138ZM159 79H160V78H159ZM197 79H198V77H197ZM204 79H205V78H204ZM204 79H203V80H204ZM43 80L46 82V81L48 80V78L43 79ZM54 80H55V78H54ZM54 80H53V79H52V80H48V83H49V84L46 83V84H48V85H46V86H48V90L52 88V86H51V88H50V85H53V90H55V87H54L55 82H54ZM79 80H80V81H79ZM83 80H85V81H83ZM97 80H98V79H97ZM103 80L105 81V79H103ZM140 80H139V82H140ZM167 80H168V79H167ZM170 80H171V79H170ZM170 80L168 81L169 84H167V83H166L167 81H165L166 85H170L171 83H172V85H173L174 80H173V81H170ZM183 80H184V78H183ZM206 80H207V79H206ZM206 80H205V81H206ZM19 81H20V79H19ZM21 81L23 82L24 80H21ZM82 81H83V82H82ZM101 81H102V80H101ZM184 81H185V80H184ZM241 81H242V80H241ZM251 81H252V79H251ZM251 81H250V82H251ZM263 81H264V80H261L260 83H261V82L263 83ZM45 82H44V84H45ZM53 82H54V83H53ZM187 82L189 83V77H188V81H187ZM193 82H194V83H193ZM258 82H259V80H258ZM19 83H21V82H19ZM38 83H39V82H38ZM38 83H36V84H38ZM40 83H42V82H40ZM165 83L163 82L164 87H166ZM223 83H224V82H223ZM252 83H254V82H252ZM262 83H261V85H262ZM14 84H15V83H14ZM14 84L12 83V85H14ZM16 84L14 85V86H16V87H14L15 89H17V85H16ZM44 84L42 85V88H43V89L47 88V87L44 86ZM203 84H204V82H203ZM249 84H250V83H249ZM12 85H11V86H12ZM21 85H22V84H21ZM23 85H24V84H23ZM23 85H22V87H23ZM40 85H41V84H40ZM221 85H222V84H221ZM245 85H246V86H245ZM43 86H44V87H43ZM158 86H159V87H158ZM219 86H220V85H219ZM222 86H223V87H220V88H221V89H220L221 91H223L224 88H225V87H224V84H223ZM225 86H226V84H225ZM30 87H31V86H30ZM40 87H41V86H40ZM67 87H68V86H67ZM170 87H171V85H170ZM170 87H168V88H170ZM175 87H176V86H175ZM196 87H198V86L196 85ZM12 88H13V87L10 88L11 91L13 90ZM18 88H21V86L18 87ZM25 88H26V86H25ZM32 88H33V84H32ZM36 88H38L37 85H35V86H34V89H33V90L36 91V92L34 91L35 94H37L38 91H39V88H38V89H36ZM57 88H58V87H57ZM59 88H60V87H59ZM61 88H62V87H61ZM168 88H164V89L166 90V93H168V92L170 91V93H169V94H170V96H169V97H170V98H169V101H170V103H171V101H172V102H175L176 99H177V96H175L176 98H175V100L173 101V100H172V99L174 98V97H173V93H174L173 91L175 90L176 94H178V92H177L178 89H177V88H173V87L170 88V89H168ZM204 88H205V86H204ZM222 88H223V89H222ZM250 88H251V86H250ZM263 88H264V87H263ZM22 89H23V88H22ZM43 89H42V90H43ZM202 89H203V88H202ZM202 89L199 90V89L195 88V91H196V93H197L198 91L203 92ZM226 89H227V88H226ZM231 89H232V88H231ZM20 90H21V89H20ZM26 90H28V89H26ZM29 90H30V89H29ZM37 90H38V91H37ZM45 90H46V89H45ZM53 90L51 89V92H52ZM65 90H68V89L66 88ZM65 90H64V92H65ZM156 90H158V91H160V92H158V91H156ZM233 90H232V91H233ZM263 90H264V89H263ZM4 91H5V90H4ZM4 91H3V92H4ZM6 91H7V90H6ZM24 91H25V90H24ZM43 91H44V90H43ZM167 91H168V92H167ZM252 91H253V90H252ZM261 91H262V88H261L260 92H261ZM3 92H2L1 94H5V96L8 97V93L6 92V93H7V94H6V93H3ZM8 92L10 93L9 90H8ZM13 92H14V91H13ZM13 92H12V93H13ZM15 92H16V90H15ZM15 92H14V93H15ZM27 92H28V91H27ZM34 92H32V93H33V96H34ZM47 92H48V91H47ZM49 92H50V91H49ZM51 92H50V93H51ZM62 92H63V91H62ZM67 92H68V91H67ZM180 92H181V91H180ZM235 92H236V93H235ZM263 92H264V91H263ZM14 93H13V95H15ZM25 93H26V91H25ZM25 93H24V94H25ZM43 93H44V92H43ZM50 93H49V94H50ZM56 93H58V92H56ZM163 93H164V95H165V91H164V92L162 91V93H160V94H163ZM181 93H182V92H181ZM219 93H221V92L219 91ZM223 93H224V92H223ZM223 93H222V95H223ZM258 93H259V92H258ZM44 94H45V93H44ZM54 94H55V93H54ZM58 94H59V93H58ZM182 94H183V93H182ZM201 94H202V93H201ZM259 94H261V93H259ZM11 95H12V94H10V96H11ZM45 95H46V94H45ZM61 95H62V94H61ZM166 95L168 96V94H166ZM263 95H264V93H263ZM3 96H4V95H3ZM3 96H2V97H3ZM25 96H26V94H25ZM30 96H32V95H30ZM30 96H29V97H30ZM51 96H52V95L50 94V97H51ZM55 96H56V95H55ZM55 96H54V97H55ZM126 96H127V94H126ZM180 96H181V95H180ZM180 96L178 95V98H179V100H182L183 97H180ZM219 96H220V94H219ZM254 96H253V97H254ZM257 96H258V95H257ZM260 96H262V94H261ZM0 97H1V96H0ZM2 97H1V98H2ZM12 97H13V96H12ZM14 97H15V96H14ZM47 97H48V94H47ZM57 97H59V96H57ZM198 97H201V98H202V97H205V93H204V96H203V95H199V93H198ZM221 97H222V96H221ZM237 97H238V98H237ZM9 98H10V97H8V100H9ZM26 98H27V96L25 97V99H26ZM31 98H32V97H31ZM37 98L39 99V97H37ZM201 98H200V99H201ZM255 98H256V97H255ZM2 99H3L2 101H4V98H2ZM13 99H14V98H13ZM38 99H37V100H38ZM50 99H51V98H50ZM246 99H249V100H246ZM8 100H7V101H8ZM26 100L28 101V99H26ZM32 100H33V98H32ZM32 100H31V101H32ZM37 100H36V101H37ZM179 100H177V102H178ZM202 100H203V98H202ZM231 100H232V98H231ZM233 100H234V99H233ZM7 101L5 100V102H7ZM51 101H52V100H50V102H48V103H46V104L51 103ZM234 101H235V100H234ZM249 101H250V102H249ZM5 102H4V103H5ZM10 102H11V101H10ZM10 102H9V103H10ZM12 102H13V101H12ZM14 102H15V101H14ZM33 102H34V101H33ZM33 102H31V103H33ZM52 102H53V101H52ZM59 102H60V98H59V101H58V98H57L58 106H59V104H60V106H61V103H59ZM177 102H176V103H177ZM179 102H180V101H179ZM179 102H178V103H179ZM181 102H182V101H181ZM232 102H233V101H232ZM251 102H252V103H251ZM257 102H258V101H257ZM0 103H1V99H0ZM176 103H175V105H176ZM178 103H177V104H178ZM238 103H239V102H238ZM238 103H237V104H238ZM242 103H241V104H242ZM250 103H251V105H250ZM54 104H55V102H54ZM180 104H181V103H180ZM231 104H232V103H231ZM241 104H240V105H241ZM2 105H4V104L2 103ZM44 106H45V105H44ZM46 106L49 107V106H51V105H49V106L46 105ZM52 106H54V105L52 104ZM58 106H57V107H58ZM180 106H181V105H180ZM235 106H236V103L234 104V106H231V105L229 104V105H226V107H225V106H224V107H225V109H226V108H229V110L226 109V112L228 111V113H229L230 110H231V111H232L231 114H234L233 112H236V110L238 111V110H240V109L243 107V106H242V107L240 106L241 108H239V106H238V108H237V107H235ZM49 108H50V107H49ZM55 108H56V107H55ZM179 108H180V107H179ZM181 108H182V107H181ZM235 108H236V110L234 111ZM243 108H245V107H243ZM243 108H242V110H243ZM58 109H60V108H58ZM183 109H184V108H183ZM212 109H213V107H211L210 109H207V110H209V115H208L209 118H210V115H211V118H213V117L215 118V119L213 118V120H215V121H216V120L219 121V119H220L219 122L222 123V122H221V117H219V116L222 114V108H220L221 110L219 109V107H218V108H214V109H218V111L221 112L220 115H216V114H219V113H217V111L212 112V111H211ZM207 110H206V111H207ZM223 110H224V109H223ZM37 111H38V110H37ZM183 111H184V110H183ZM183 111H182L181 109H179V112H181V115H182V114L184 115V112H186V111H184V112H183ZM187 111H188V110H187ZM210 111H211L212 113H210ZM207 112H208V111H207ZM224 112H225V111H224ZM226 112H225V113H226ZM241 112H242V111H241ZM241 112H239V113H241ZM187 113H189V112H187ZM213 113H214L215 115H214ZM228 113H227V114H228ZM236 113H237V112H236ZM236 113H235V114H236ZM205 114H206V112H205ZM235 114H234V117H236V115H237V114H236V115H235ZM185 115H186V114H185ZM224 115H225V114H224ZM224 115L222 114L221 116L223 117ZM239 115H240V114H238V116H239ZM186 116L188 117V114H187ZM212 116H213V117H212ZM215 116H217V117H215ZM180 117H181V116H178L179 119H180ZM218 117H219V119H216V118H218ZM239 117H240V116H239ZM242 117H243V115H242ZM242 117H241V118H238V117H237V119H235V118L232 117V119H230L231 124H232V122H235L236 124H237V123L240 124V123H241V120H242ZM211 118H210V121H213V120H211ZM223 118H224V117H223ZM226 119H227V118H226ZM182 121H183V120H182ZM217 121H216V122H217ZM222 121H223V123H225L224 120H222ZM235 123H234L233 125L236 126ZM226 124H228V123H226ZM231 124H228V125H231ZM238 124H237V125H238ZM220 125H221V124H220ZM233 125H232V126H233ZM12 126H14V124H13ZM12 126L9 125V127L12 129V132H14L13 129H15V130L18 129L17 127H13V128H12ZM9 127H8V128H9ZM225 127L228 128V126H226V125L224 124L223 127H220V130L218 129V132L220 131L219 133L222 134V136H224L223 133H225V131H226ZM229 127H230V126H229ZM6 128H7V127H6ZM221 128H224V129H221ZM11 129H10V130H11ZM3 130H4V129H3ZM3 130H1V131H3ZM10 130H6V129H5V131H7V132L4 131V133H8V132H10ZM202 130H203V131H204V130L206 131L207 129H202ZM223 130H225V131L223 132ZM16 131H17V130H16ZM209 131H211V134H212L211 136H213V135L215 134V133H213V129H210ZM209 131H207V132H209ZM221 131H222V133H221ZM12 132H11V134H12ZM2 133H3V132H2ZM8 134H9V133H8ZM13 134H14V133H13ZM5 135H6V134H4V137H5ZM0 136H1V133H0ZM2 136H3V135H2ZM7 136H8V135H7ZM7 136H6V138L3 137V138H2L3 140H2L1 137H0V146H3L2 148H8V149H11V151H12V148H13V150H14V147H17V146H18V147L16 148V151H13L14 154L11 152L12 155L15 156V152H16L17 155L19 154V156H21V157L23 156L22 158H24V157L26 158V155H25V154H24L25 156L22 155V154L24 153L23 150H24V147H25V146H24V143H22V142H23L22 139L24 140V137H21V136H19V137H18V136H15L13 139H8ZM220 136H221V135H220ZM21 138H22V139H21ZM5 139H6V140H9V143H8V141L6 142ZM14 139H16V140H14ZM25 139H26V138H25ZM28 139H29V138L27 137L26 140H28ZM4 140H5V142H3ZM10 141H11V143L13 142V144L16 145V146H14V145L12 144V145L14 146V147H12V145H10V144H11ZM21 141H22V142H21ZM26 142H28V141H26ZM26 142H25V143H26ZM73 142H74V141H73ZM17 143H19V144H17ZM20 143H22L23 145H21ZM25 145H27V143H26ZM178 145H180V144H178ZM52 146H54V145L52 144ZM171 146H172V150H173L174 148H176V147H174V145H171ZM22 147H23V149H22ZM29 147H30V146H29ZM173 147H174V148H173ZM179 147H180L179 149H174V150L172 151V153H173V154H178V153H177V150H179V152H180V151H181L180 149L184 148V145H183V146L180 145ZM0 148H1V147H0ZM30 148H31V147H30ZM71 148H75V144L72 145ZM35 149H36V148H34V151H32V152H33L32 154H34V152L36 151ZM38 149H39V148H38ZM38 149H37V151L39 152V150H41V149H39V150H38ZM32 150H33V148H32ZM175 150H176V151H175ZM37 151H36V152H37ZM36 152H35V154H36V156H37L36 158L39 157V159L41 158L40 156H42V155L44 154V152H41L42 155L39 153V154H40V156H39V154L36 153ZM145 152H147V153H152L151 155L153 156V159L155 158V154H153V152H149V151H145ZM145 152H142L141 154H144ZM21 153H22V154H21ZM172 153H171V154H172ZM20 154H21V155H20ZM145 154H146V153H145ZM12 155H10V156H11L12 159H13V160L11 161V162H13V163H14V160H17V158H20V157L17 156L16 159H15V158H13ZM148 155L151 157L150 154H148ZM162 155H163V153L161 154V156H162ZM57 156L60 157V155H57ZM138 156H140V154H139ZM178 156H179V154H178ZM11 157H9V158H11ZM143 157H145V155H143ZM175 157L177 158L176 155H175ZM176 158H175V159H176ZM39 159L36 160V163H37V161H40ZM136 159H138L137 161H139V159H142V160L139 161V162H140V165H138L139 162H138V163H137V162H133V166L129 167V169L132 168V169H131L132 171H133V169H134V171H133L132 173H136V171L138 172L140 169H139V168H136V167L139 166L140 168H143V166H144L145 164L148 163V161L146 162V160H147V159L150 160L151 158L149 159V157L147 156L146 159H145V158L143 159V158H142V155H141V157H137ZM9 160H11V159H9ZM34 160H35V158H34ZM6 161H7V160H6ZM6 161H5V162H6ZM17 161L19 162L20 159H18ZM17 161H16L17 164L14 163V165H15V164L18 165V162H17ZM134 161H135V160H134ZM144 162H145V164H144ZM3 163H4V162H3ZM9 163H10V162H9ZM38 163H39V162H38ZM6 164H7V163H6ZM10 164H11V163H10ZM134 164H136L137 166H134ZM141 164H143V166H142ZM1 165H2V164H1ZM4 165H5V163H4ZM11 166H12V165H9V166L6 165L5 167H6V168H9V167H10L11 169L13 168V169L15 170V171H13V172L15 173L16 171L18 172V170H19L18 167L20 166V163H19V166H15L16 169H15L14 167H11ZM0 167H4V166H0ZM134 167H135V168H134ZM17 168H18V169H17ZM44 168H45V169L47 168L48 170L46 169V171H47V172H46L44 169H43L44 171L41 169V170L39 171V175H40V176H43L45 173L47 174V173L50 171L49 166H48V167H44ZM4 169H5V168H3V170H4ZM0 170H2V169H0ZM131 170H128V171L130 172ZM5 171H6V170H5ZM42 171H43V172H42ZM125 171H126V170H125ZM1 172H2V171H1ZM1 172H0V175H1ZM7 172H8V175H9V174H10L9 172H11V171H8V170H7ZM29 172H30V171H29ZM41 172H42V173H41ZM44 172H45V173H44ZM126 172H127V171H126ZM126 172H125V173H126ZM2 173H3V172H2ZM4 173H5V172H4ZM127 173H128V172H127ZM127 173H126L125 176H128V174L131 175L130 173H128V174H127ZM5 174H6V173H5ZM17 174H18V173H17ZM41 174H42V175H41ZM2 175H3V174H2ZM2 175H1V176H2ZM6 175H7V174H6ZM8 175H7V176H8ZM10 175H13V174H10ZM1 176H0V178H1V180H2V183L0 182V183H1L0 187H2L4 184L6 185V184H7L6 182H8V181H5V180H4V178H5L6 176H5L3 179H2ZM13 176L15 177V175H13ZM19 177H21V176H19ZM19 177L17 178V175H16L15 180L20 179ZM44 177H45V176H43V179H44ZM109 177H110V176H109ZM21 178H22V177H21ZM116 178H117V179H116ZM118 178H119V176H118L117 174H115V175L113 174L112 179L114 180L115 183L118 182V181H116V180H118ZM9 179H10V178H9V176H8L7 180H9ZM1 180H0V181H1ZM11 180H13V182L11 181V182L13 183V185H12V186H13V187H12L13 189H12L11 192H12V193L16 192V193H19V194H21L20 192H22L23 194H21L20 199H21V197L23 196V197L27 198V200H29L30 197H28L27 195H29V192H31V191H30V188L28 189V188H27L28 186H27V187H25V188L28 189L29 191H28V190H24V187H23V186H22V187L20 186L21 183H20V184H16V181L13 179V177H11ZM20 180H21V179H20ZM23 180H24V177H23V179L21 180V182H22ZM3 181H5V182H3ZM14 181H15V182H14ZM25 181H26V180H25ZM17 182H18V181H17ZM18 183H19V182H18ZM23 183H24V181H23ZM23 183H22L21 185H23ZM28 183H29L28 181H27V183L25 182L26 185H28ZM2 184H3V185H2ZM25 184H24V185H25ZM18 185H19V186H18ZM31 185H32V182L29 184V187H30ZM44 186H45V185H44ZM21 188H22V190H20ZM31 188H32V187H31ZM23 191H24V192H23ZM27 192H28V193H27ZM16 193H15V194H16ZM24 193H26V195H25ZM30 194H31V193H30ZM26 196H27V197H26ZM29 196H30V195H29ZM23 197H22V199H23ZM28 198H29V199H28ZM22 201H24V200H22ZM124 235H125V236H123V238L126 237V234H124ZM127 237H128V236H127ZM249 250H251V253H252V252H253V248H251V249H250V248H247V249H246V253L250 255L251 253H249ZM1 257H2V256H1ZM1 257H0V258H1ZM0 260H1V259H0ZM2 261L4 262V260L2 259V260L0 261V263H3ZM173 263H174V262H173ZM170 264H171V262H170ZM174 264H175V263H174Z\"/></svg>", "mask_w": 264, "mask_h": 264}]
</instances>
